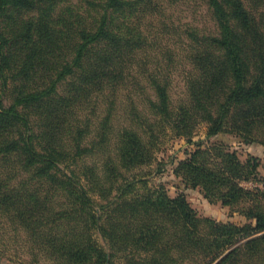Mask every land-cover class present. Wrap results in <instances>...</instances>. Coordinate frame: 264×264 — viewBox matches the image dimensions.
Returning <instances> with one entry per match:
<instances>
[{"label":"trees","instance_id":"1","mask_svg":"<svg viewBox=\"0 0 264 264\" xmlns=\"http://www.w3.org/2000/svg\"><path fill=\"white\" fill-rule=\"evenodd\" d=\"M176 1L0 0V221L28 242L18 264H264V189L242 184L257 157L205 143L264 145V0H198L178 23ZM167 138L193 146L173 168L186 186L252 221L135 191Z\"/></svg>","mask_w":264,"mask_h":264},{"label":"rangeland","instance_id":"2","mask_svg":"<svg viewBox=\"0 0 264 264\" xmlns=\"http://www.w3.org/2000/svg\"><path fill=\"white\" fill-rule=\"evenodd\" d=\"M165 10L167 15L171 14V18L175 19L177 23L179 20L195 22L199 20L201 14L198 0H178L172 4H167ZM180 69L181 66L179 67L178 65V68L173 73L172 97L174 100L182 95L184 89ZM203 134L204 127L200 126L194 138L202 137ZM211 141H223L226 144V148L230 151H235L242 161L252 156L257 157L259 162L257 176L253 179L243 180L242 184L248 188L258 186L264 189V145L256 141H239L229 133L218 135L205 143H210ZM192 148L193 146L188 145L183 138H167L161 144V150L157 151L158 160L163 162V170L148 177L146 185L140 186V189L135 191L142 192L149 186L163 184L167 193L171 196H176L183 192L191 207L199 215L209 216L219 221H231L239 225L251 222L252 219H248L240 210L244 203H236L230 206L229 204H223L220 200L210 201L204 197L198 187L186 186L182 178L173 173L176 163L180 159L185 158L188 150ZM143 169L148 170L146 167H143ZM100 242H102L101 239ZM29 259L28 242L25 240L23 232H15L3 221H0V264H18L21 260L27 261ZM35 264H48V261L44 257H39ZM111 264H124V261L120 257H115Z\"/></svg>","mask_w":264,"mask_h":264}]
</instances>
